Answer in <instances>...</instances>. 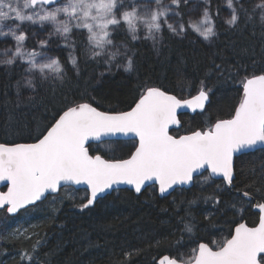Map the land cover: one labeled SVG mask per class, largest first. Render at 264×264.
Instances as JSON below:
<instances>
[{
  "label": "snow or ice",
  "instance_id": "snow-or-ice-1",
  "mask_svg": "<svg viewBox=\"0 0 264 264\" xmlns=\"http://www.w3.org/2000/svg\"><path fill=\"white\" fill-rule=\"evenodd\" d=\"M227 2L232 9L227 20L229 25H237L240 14L246 20L253 19L242 3L236 7L233 0ZM182 3L187 6L189 0H170V3L165 0H23L22 3L21 0H0V36H11L16 41L14 51L5 52L6 56L11 52V56L0 60V64L13 65L17 59L26 64L24 71L30 74L25 78L26 83L33 91L37 88L34 80L46 81L51 73L63 81L61 61L48 55L50 45L60 46L62 39L63 47L71 49L68 60L77 73L79 66L73 53L79 51L78 44H83L82 55L86 59L108 65L109 71L114 65L130 72L133 69L132 56L128 55L131 42L152 40L155 46L165 27L174 35L185 32L183 23L169 22L181 16ZM204 3L207 6L203 8V23L196 32L204 40H210L217 33L209 10L210 0ZM256 9H260L264 26V2L255 5L253 13ZM23 22L39 24V31L47 32L45 39L36 40L31 51L25 48L24 42L29 37H37L38 32ZM5 27L7 32L3 30ZM121 33L125 39L117 43ZM37 46L40 51L36 50ZM117 57H123L126 63L116 62ZM214 68L218 78H223L225 69L221 65ZM241 86L242 94L228 118L208 119L206 126L185 134H180L183 122L179 110H199L203 114L212 104L213 88L205 80L200 81L194 89L196 94L188 99L178 98L163 87H146L127 110L102 111L91 102L66 104L37 134L29 133L28 139L33 142L15 139L0 142V183L7 189L0 191V209L8 214L27 211L30 206H37L38 201L47 199L46 193H59L77 185L87 186L84 197L87 202L82 208L113 190L114 185H129L140 193L151 183L158 186L162 196L171 194L177 186L200 184L203 189L215 177H222L227 185H233L235 160L251 154L258 146L264 150V69L258 74L246 75ZM187 87L191 93L192 85ZM119 137L133 140L134 150L126 157L109 155L110 141ZM205 172L208 174L204 175ZM246 187L251 191H243L229 204L234 210L229 223L234 227L228 238L220 243L211 239L198 241L188 259L179 250L184 247L182 239L178 240L175 253L162 256L159 264H264V187H255V184ZM199 198L216 205L221 203L215 194ZM195 202V198L188 201L190 205ZM249 207L256 209L258 216L254 226L243 219ZM236 214L240 215L239 220ZM183 231L192 234L193 225L184 223ZM9 235L18 239L22 233L17 230ZM25 238L30 239L27 235ZM38 245L39 241L32 253L26 250L20 253L21 264L25 260L33 264Z\"/></svg>",
  "mask_w": 264,
  "mask_h": 264
},
{
  "label": "trees",
  "instance_id": "trees-1",
  "mask_svg": "<svg viewBox=\"0 0 264 264\" xmlns=\"http://www.w3.org/2000/svg\"><path fill=\"white\" fill-rule=\"evenodd\" d=\"M210 1L215 37L206 42L189 29L185 34L174 35L165 28L155 46L152 40L131 42L128 55L132 56L133 69L130 72L114 65L109 71L108 65L86 59L82 55L83 44H78L79 51L73 53L79 66L77 73L68 60L71 49L64 48L62 40L60 46L52 43L48 54L61 61L63 81L56 77L43 82L36 79L37 88L33 91L23 82L25 67L21 61L13 65L0 64V142L5 139L31 142L29 133L37 134L61 108L72 102H91L102 110H127L146 87H163L179 98H188L196 94L194 89L199 87L201 80L213 88L212 104L203 114L199 111L183 113L180 134L206 126L208 119L228 118L242 94L243 78L264 69V26L261 25L260 9L252 11L259 0L234 2L236 7L242 3L253 17L246 20L240 14L237 25L227 23L223 0ZM202 7L201 3L196 8L199 17ZM179 11L183 22L190 25L188 5L181 4ZM124 39L125 35L121 33L116 42ZM10 45L6 39L0 42V57L11 49ZM34 45L33 39L28 40V51ZM36 50L40 51V48L37 46ZM116 62L126 63V60L117 57ZM215 65L225 69L223 78H218ZM209 73L211 75L205 79ZM17 81H20L19 87ZM187 85H192L191 93ZM110 143L117 147L114 151L109 150L110 156L126 157L134 150L133 141ZM262 169L264 150L259 149L235 160V179L231 188L223 179H214L203 189L200 184L178 188L168 196H161L153 185L140 193L124 188L98 199L87 208L81 207L87 202L85 189L77 190L82 195L77 198L64 197L61 190L15 216L5 209L0 210V233H3L0 264H21L20 253L25 250L32 253L37 241L39 245L33 254V264H157L162 255L175 253L176 242L181 239L184 247L179 250L188 259L198 241L211 239L220 243L228 238L234 227L229 223L234 216L229 204L243 191H251L246 185L264 187ZM214 194L221 201L219 205L199 198ZM194 198L196 202L190 205L188 201ZM235 218L239 220L240 215L236 214ZM243 219L254 225L258 216L249 207ZM26 223H31L30 227L18 239L9 235L16 225ZM184 223L193 225L192 234L184 233Z\"/></svg>",
  "mask_w": 264,
  "mask_h": 264
},
{
  "label": "rangeland",
  "instance_id": "rangeland-1",
  "mask_svg": "<svg viewBox=\"0 0 264 264\" xmlns=\"http://www.w3.org/2000/svg\"><path fill=\"white\" fill-rule=\"evenodd\" d=\"M236 0H233V4H234V2H235ZM23 2V0H21V3ZM262 2H264V0H259V2H258V4H260V3H262ZM165 3H170V0H165ZM202 3V5H203V7L201 8V13H200V17H199V15H197V13L199 12L198 10L196 11V8L200 5ZM210 3H211V1H210ZM223 3H224V7H225V18L227 19V20H229L230 18H231V12H232V9L231 8H229V6H228V2H227V0H223ZM183 4V3H182ZM207 5H205V3H204V0H189V4H188V13H189V24L190 25H187V23L185 24L184 22H183V20H182V17L181 16H177V17H174L173 19H170L169 20V22L170 23H176V22H180V23H183L184 25H185V32H186V30H191V31H193L194 33H195V35L198 37V38H200L201 40H203V41H208V40H204L202 37H200L199 36V34L196 32V28L198 27V26H200L202 23H203V15H202V13H203V8L204 7H206ZM210 10V9H209ZM213 21V20H212ZM16 23H21V22H19V21H17ZM24 23V25L25 26H30L31 27V29H32V31H36V32H38V36L37 37H29V39H27L25 42H24V44H25V48L28 50V48L26 47L27 46V41L28 40H31V39H33V44H36V40L37 39H45L46 37H47V32H40L39 31V28H40V26H39V24H31L30 22H23ZM213 24H214V22H213ZM12 27H15V24H13L12 25ZM166 28V27H165ZM5 32H7L8 31V28H4L3 29ZM49 30H51V28H50V26H49ZM82 31H85V33H86V30H82ZM185 32H183L182 34H185ZM141 35H143V33H141ZM4 39H6L7 41H9L10 43H11V49H12V51H14V49H15V46H16V41L11 37V36H6V37H4V36H0V42L1 41H3ZM62 40V39H61ZM62 44L61 45H63V40H62V42H61ZM11 52H10V55L9 56H11ZM50 57H55L54 55H51V54H48ZM74 55V54H73ZM8 55L6 56V55H4L3 57H0V60H3V59H7L8 57H9ZM55 58H57V57H55ZM17 61H20L19 59H17ZM16 61V62H17ZM22 63V62H21ZM23 64V63H22ZM23 66L24 67H27V65L26 64H23ZM38 71V70H37ZM45 72L46 73H48L49 72V70H45ZM28 77H30V74L29 73H27V72H25L24 73V76H23V82H24V84H27L26 83V79L25 78H28ZM49 77H51V78H55L56 77V74L55 73H51L50 74V76ZM117 149V147H116V145H114V144H111L110 143V150H116ZM62 193H63V195H64V197L66 196V197H68V196H73V197H76V196H82L81 194H79V193H77V189H75V188H73V187H70V188H67V189H62ZM77 198V197H76ZM30 224L31 223H26V224H24V225H16L15 227H14V229H13V231L11 230V229H9V230H11L12 231V233L13 232H17V230H19V232L20 233H23L24 231H26L27 229H28V227H30Z\"/></svg>",
  "mask_w": 264,
  "mask_h": 264
},
{
  "label": "water",
  "instance_id": "water-1",
  "mask_svg": "<svg viewBox=\"0 0 264 264\" xmlns=\"http://www.w3.org/2000/svg\"><path fill=\"white\" fill-rule=\"evenodd\" d=\"M170 94H173V93H170ZM175 95V94H174ZM177 96V95H176ZM178 97V96H177ZM179 98V97H178ZM188 98H190V97H188ZM188 98H184V99H188ZM84 102H87V101H84ZM95 106V105H94ZM100 109V108H99ZM100 110H102V109H100ZM103 111V110H102ZM180 111V113L181 114H183V113H195V112H193L191 109H180L179 110ZM197 111H199V110H197ZM196 111V112H197ZM183 134H185V133H183ZM116 140H125V141H133L131 138H128V137H119V138H117ZM31 142H33V141H31ZM260 148H259V146H258V148L256 149V150H259ZM256 150H254V151H256ZM234 175H235V173H234ZM214 179H223L222 177H215ZM226 185H227V183H226ZM149 186H152V184L151 183H148V184H146L145 186H144V188L141 190V191H143L145 188H147V187H149ZM191 186H193V185H184V186H177L176 187V189H178V188H189V187H191ZM229 188H231L232 187V185L231 186H229V185H227ZM73 188H75V189H85L86 190V188H87V186L86 185H77V186H72ZM124 188H129V189H132V190H134V188H132V186H129V185H114L113 186V190H109L107 193H105V194H102V196L100 197V198H102V197H104V196H106V195H108V194H110V193H112L113 191H116V190H119V189H124ZM0 191H7V189H6V187H4V184L3 183H0ZM135 191V190H134ZM173 191H171V193H172ZM53 194H58V193H51V194H48V193H46V196L48 197V196H50V195H53ZM161 195V194H160ZM167 195H169V194H164L163 196H167ZM162 196V195H161ZM100 198H98V199H100ZM97 199V200H98ZM96 200V201H97ZM44 201V200H43ZM95 201V202H96ZM94 202V203H95ZM37 203H39V201L37 202ZM93 203V204H94ZM92 204V205H93ZM31 207V206H30ZM0 210H4V209H0ZM23 210V209H22ZM22 210H20V211H22ZM253 210L254 211H256V209H254L253 208ZM19 211V212H20ZM18 212V213H19ZM18 213H15V214H9V215H11V216H15V215H17ZM245 221V220H244ZM246 222V221H245ZM249 225V224H248ZM249 226H254V225H249ZM166 255H168V254H166ZM162 256H164V255H162ZM161 256V257H162ZM161 257H159L158 258V260H157V264H159V259L161 258Z\"/></svg>",
  "mask_w": 264,
  "mask_h": 264
},
{
  "label": "flooded vegetation",
  "instance_id": "flooded-vegetation-1",
  "mask_svg": "<svg viewBox=\"0 0 264 264\" xmlns=\"http://www.w3.org/2000/svg\"><path fill=\"white\" fill-rule=\"evenodd\" d=\"M157 187V189H158V186H156ZM78 191H79V189H78ZM159 191V190H158ZM159 193V192H158ZM160 194V193H159ZM170 195V194H169ZM168 196V195H167Z\"/></svg>",
  "mask_w": 264,
  "mask_h": 264
}]
</instances>
